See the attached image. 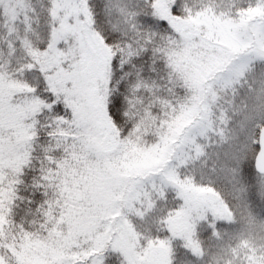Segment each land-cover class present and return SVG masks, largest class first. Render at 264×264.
Here are the masks:
<instances>
[{"label": "snow or ice", "instance_id": "obj_1", "mask_svg": "<svg viewBox=\"0 0 264 264\" xmlns=\"http://www.w3.org/2000/svg\"><path fill=\"white\" fill-rule=\"evenodd\" d=\"M0 264H264V0H0Z\"/></svg>", "mask_w": 264, "mask_h": 264}]
</instances>
